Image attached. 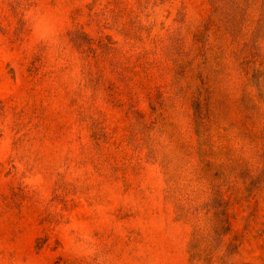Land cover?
Returning <instances> with one entry per match:
<instances>
[{
	"label": "rangeland",
	"instance_id": "obj_1",
	"mask_svg": "<svg viewBox=\"0 0 264 264\" xmlns=\"http://www.w3.org/2000/svg\"><path fill=\"white\" fill-rule=\"evenodd\" d=\"M0 264H264V0H0Z\"/></svg>",
	"mask_w": 264,
	"mask_h": 264
}]
</instances>
